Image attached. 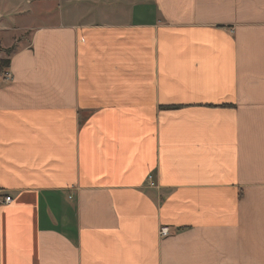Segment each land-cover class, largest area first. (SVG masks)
Returning a JSON list of instances; mask_svg holds the SVG:
<instances>
[{
	"label": "crops",
	"instance_id": "0c3cea01",
	"mask_svg": "<svg viewBox=\"0 0 264 264\" xmlns=\"http://www.w3.org/2000/svg\"><path fill=\"white\" fill-rule=\"evenodd\" d=\"M54 2L0 12V264H264V0Z\"/></svg>",
	"mask_w": 264,
	"mask_h": 264
},
{
	"label": "rangeland",
	"instance_id": "374dc122",
	"mask_svg": "<svg viewBox=\"0 0 264 264\" xmlns=\"http://www.w3.org/2000/svg\"><path fill=\"white\" fill-rule=\"evenodd\" d=\"M30 1V4L28 5L26 3V0H0V12L4 11L5 9H7L9 6H13L14 8V11L16 9H19L20 11H23V10H26L33 6L36 7L37 5V0H29ZM55 0H41V3H40V7H41V10H39V12H37V9L36 8H33V10L35 11L34 15L31 16L33 19L37 20L38 19H41V20H45L44 18H48V17H51L53 18L54 16V7H55ZM19 22H21V20H19ZM13 23L14 24V27L12 31L10 32H1L0 31V41L3 43V44H9L12 42V40H14V38L21 34V28H20V23ZM12 24V25H13ZM13 27V26H12ZM4 46V45H3ZM6 55L4 52L1 51L0 49V58H5Z\"/></svg>",
	"mask_w": 264,
	"mask_h": 264
},
{
	"label": "trees",
	"instance_id": "16d2710c",
	"mask_svg": "<svg viewBox=\"0 0 264 264\" xmlns=\"http://www.w3.org/2000/svg\"><path fill=\"white\" fill-rule=\"evenodd\" d=\"M15 47H9L6 49H1L2 52L5 53L6 57L5 58H0V71H2L5 67H7L10 63V57L14 51Z\"/></svg>",
	"mask_w": 264,
	"mask_h": 264
},
{
	"label": "built area",
	"instance_id": "2783aa9c",
	"mask_svg": "<svg viewBox=\"0 0 264 264\" xmlns=\"http://www.w3.org/2000/svg\"><path fill=\"white\" fill-rule=\"evenodd\" d=\"M8 76V75H7ZM10 76V75H9ZM12 200V198L10 196H6L4 198V202H10ZM159 233L162 235V236H165V235H168L170 233V230L168 227L166 226H163L160 228V231Z\"/></svg>",
	"mask_w": 264,
	"mask_h": 264
}]
</instances>
